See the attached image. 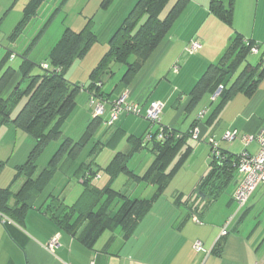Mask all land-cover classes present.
Returning a JSON list of instances; mask_svg holds the SVG:
<instances>
[{
  "label": "crops",
  "instance_id": "obj_1",
  "mask_svg": "<svg viewBox=\"0 0 264 264\" xmlns=\"http://www.w3.org/2000/svg\"><path fill=\"white\" fill-rule=\"evenodd\" d=\"M30 1L0 0V36L5 35L9 43L17 45L19 37L26 32L31 33V41L22 44L23 52L20 54H26L29 60L30 54L36 51L41 38L47 33L48 26L59 15H63L65 18L63 23H66L62 34L67 29L79 32L89 25L97 37V42L99 38L105 41L110 40L133 4L137 2V0H113L106 8H102L104 0H44L36 14L25 26L17 30ZM209 6L210 0H185L183 8L164 39L125 89L120 87L119 83L122 76L113 84L111 83L114 73L104 75L105 78L101 77L103 92L108 103L105 104L102 115L95 120L100 123L94 127L91 140L101 126L105 130L97 136L96 142L84 158L80 159L81 154L91 140L77 153L73 161H61L47 187L35 199L33 206L26 210L21 225L3 224L0 217V264H264V186H259L247 203L239 207L232 199L240 181V175L235 172L225 187L218 190L213 201H211L213 191L209 190L205 191L206 196L199 194L198 197H194L197 185L210 168L211 148L208 144L210 138L217 142L222 152L228 155L239 157L245 153L256 152V143L246 145L243 140L256 135L264 128V73L258 79L256 89L251 96L245 95L244 91H238L217 112L215 108L220 99L217 96L213 100V95L209 93L202 95L190 107L192 89L205 71L221 60L235 36L242 37L244 43L255 44L258 52L246 57L236 72L227 79V86L235 82L246 65L255 68L264 58V0H233L230 24L213 14ZM48 14L47 19L43 21L42 18ZM68 14H71L73 21L66 22ZM99 15H104L103 37H99L101 35L95 32L96 18ZM5 24L6 31L2 28ZM14 33L17 35L12 38ZM192 41L198 42L200 48L195 53L189 54L187 46ZM96 43L81 60L92 53ZM54 45L55 43L45 47L46 58ZM261 46L263 50L260 53ZM7 53L10 57L3 68L11 66L10 62L15 58L13 52L7 50L4 53L0 50V61ZM251 56H260L256 64L248 62ZM46 58L44 62L47 61ZM81 91L88 94L85 89ZM124 93L128 103L136 104L141 108L142 115L151 102L161 104L160 123L167 130L176 133L186 132L195 120H199L200 123L195 128L197 139L193 140L191 137L186 141L181 152L188 149V156L160 196L137 223L131 235L124 238L122 229L116 227L104 231L96 239L93 247L89 248L79 240L84 225L75 234L69 233L49 217L45 207L50 197L56 196L63 200L62 191L71 181L80 184L82 188L81 190L79 188L76 200L66 205L72 206L78 202L83 192L82 182L78 180L81 174L78 170L82 164L96 173L91 184L97 188L104 187L108 182V175L103 171L100 173L102 167H99L97 158L105 148L113 153L106 166L115 154H128L133 150L130 160L126 163L128 171L133 175L141 176L149 168L154 155L151 152L150 141L144 140V136L150 131L144 117L121 114L111 126L106 123L111 111L110 102ZM89 110L91 116L85 117L89 121L88 126L94 119L92 109ZM201 112H204V116L198 119ZM2 127L11 129L9 125L0 128ZM151 131L154 132L153 129ZM226 133L234 134L233 140L230 142L223 140ZM129 139H141V141L137 145H132ZM136 149L139 150L135 152ZM146 149L151 157L142 173L128 168L131 159ZM6 162L8 161H3L4 164ZM37 162L38 174L43 168L38 171ZM71 168H74L73 179L67 177ZM59 174L66 179V182L61 185L57 194L52 191L47 192L54 179H56L55 183L60 181L56 178ZM121 176L126 177L123 186L119 189L115 188L114 185ZM22 183L23 181L21 185ZM4 188L7 186L0 187V189ZM112 189L128 198L139 200L150 199L156 190L152 185L136 183L126 173L117 176L112 183ZM176 197L181 199V205L175 203ZM187 199L189 201L185 203ZM220 199H224L223 203L216 208ZM119 203V201L113 203L110 207L111 212L116 211ZM227 222V234L221 236ZM53 239H56V245L49 249L48 246ZM197 242L201 243L203 252L195 251L194 246ZM217 245H219L218 253L214 252Z\"/></svg>",
  "mask_w": 264,
  "mask_h": 264
},
{
  "label": "trees",
  "instance_id": "obj_2",
  "mask_svg": "<svg viewBox=\"0 0 264 264\" xmlns=\"http://www.w3.org/2000/svg\"><path fill=\"white\" fill-rule=\"evenodd\" d=\"M43 1H30L17 30L25 26L27 21L36 14ZM112 1L104 0L101 7L106 8ZM170 1L137 0L111 36L108 49L91 71L89 85L86 88L69 83L65 79V72L76 61L81 60L97 42V37L89 25L79 32L65 30L51 48L46 58L47 61L39 65L27 59V55L24 54L21 55L22 60L17 69L12 66L3 68L10 57L9 53L2 58L0 61V127L12 125L17 130L31 135L35 140L26 161L16 167L11 184L7 188L0 189V217L3 224L21 225L26 210L33 206L35 199L47 187L61 161H73L77 153L91 140L94 127L100 123V121H95L98 118L93 119L77 141L64 138L48 165L37 174L36 159L50 141L61 138V125L75 107L76 95L81 90L85 89L89 98L93 95L107 101L101 77L106 74L113 75L112 66L116 64L125 67L119 82L120 87L125 89L132 82L139 69L164 39L185 4V0H177L162 17ZM232 2L233 0H210L209 8L213 14L230 24ZM16 35L14 33L12 38ZM253 46L256 45L250 42L244 43L242 37L235 36L221 60L216 65H211L192 89L190 107L205 93L215 94L220 86L222 90L218 95L220 100L215 112L238 91H244L245 95L251 96L256 89L258 79L264 73L263 58L255 68L246 65L235 82L229 86H227V79L245 61ZM21 102L23 104L16 111ZM15 111L16 114L12 117ZM199 123V120H195L186 132L176 133V131L163 128L166 136L164 140L157 141L152 138L150 143L154 159L141 176L133 175L126 166L133 150L128 154H115L112 161L102 169L108 175V182L102 188L91 184L96 173L82 164L78 170L81 173L78 180L82 182L83 192L78 202L68 206L58 197H50L45 211L58 226L69 233L75 234L84 225L79 234V240L89 248L93 247L96 239L104 231L113 230L116 227H120L124 238H128L188 156L189 150L181 152V149L191 138L192 132ZM140 141L141 139H129L132 145H137ZM209 146L211 148L210 144ZM138 150L136 149L135 152ZM180 152L181 155L178 156ZM175 159L177 160L173 162ZM237 163L238 157L228 155L220 149L219 155L215 156L210 149V168L197 185L194 197H198L199 194L205 195V191L209 190L213 191L211 198L213 201L218 190L225 187L235 172L238 173ZM3 165L4 163L0 162V171ZM120 173L130 175L136 183L154 186L156 188L154 195L150 199L139 200L128 198L123 193L113 190L112 183ZM20 179L23 183L14 193L12 186ZM117 201L120 202L119 206L115 212H111L110 207ZM180 201L179 197L175 198L176 204L181 205ZM187 201L189 199L185 203ZM218 251L219 245L214 249V252L218 253Z\"/></svg>",
  "mask_w": 264,
  "mask_h": 264
},
{
  "label": "rangeland",
  "instance_id": "obj_3",
  "mask_svg": "<svg viewBox=\"0 0 264 264\" xmlns=\"http://www.w3.org/2000/svg\"><path fill=\"white\" fill-rule=\"evenodd\" d=\"M174 2L175 0L170 1V3L166 6L165 10L163 11L162 17L168 12V10L171 8ZM45 16H44L45 19L42 18L43 21L47 19L49 14L46 17ZM103 18H104V15H99L96 18L95 26L97 30H95V32L98 35H101L99 37H103L104 35L102 34L104 32V29H103L104 27L102 26ZM64 19L65 18L63 17V15H59L58 17L54 18V20L48 26L47 33H45V36L41 38V41L37 45L36 51L30 54L29 56L30 60L34 61L36 65H39V63H44V60L46 58L45 47L49 44L51 45L53 43H56V41H58V39L61 37L63 27L66 25V23H63ZM70 21H73V18L71 14H68L66 22H70ZM5 27H6V24L4 27H2L4 31L7 30V28ZM31 35H32L31 33H27V32L24 33L21 37H19L17 41V45H14V43H9V40L8 38L5 37V35L0 36V50H3L4 53L5 51L8 50L15 54L14 60H11L10 62L11 66H14L16 68L19 66L21 62L20 54L23 52L22 44L29 43L32 39ZM108 40L104 41L103 38L101 39L99 38V41L96 43V46L94 47L95 49L94 50L92 49L91 51L92 53H90L83 60L73 64L65 72V79L71 84L87 86L89 83L88 78H89L91 71L98 64L102 56L107 51L106 45H107ZM262 50H263V46H261L260 48V53L262 52ZM0 57H1V54H0ZM258 58H260V56H254V57L251 56L248 59V62L256 64L257 61L259 60ZM112 68L114 69L113 70L114 75H113V80L111 84L117 82L118 79L123 75V72L125 71V67L122 65H118V64L113 65ZM103 78H105V76H103ZM106 80L107 79H105V81ZM111 86L112 85H110V88ZM88 99H89V96L84 91H80L76 95L75 108H73L71 113L68 115V117L64 120L63 124L61 125L62 137L58 140L50 141L44 147V150L41 152V154L36 159V161H38L37 162L38 171L41 170V168H44L49 163V160L52 159L53 154L58 149L61 141L64 140V138L71 137L73 140L77 141L87 130L86 127L88 126L89 121L85 117L86 115L88 117L91 116V112H89L90 110L88 108ZM22 104L23 102H21V104L18 106L16 111L21 107ZM16 111L13 112L12 117L16 114ZM9 127H11V129H8V127L0 128V159L2 162L8 161L6 162V164L3 165L0 171V187H6V186L8 187V185H10V182L12 181L15 175L16 166H18V164L21 165L22 162L26 161L28 153L30 152V149H32L35 143L34 137H32L31 135H28L20 130H16V128L12 125H9ZM156 128L157 127L154 126L151 129L155 131ZM104 130L105 128L101 126L96 136L91 140V142L87 145V147L81 154L80 159L84 158L87 155L88 151L93 147V144L96 142L97 136L100 135V133ZM112 155L113 153L111 152L110 149H107V148L103 149L101 152V155L97 158L98 159L97 163L99 167H102L103 169L106 166L105 164H107L110 161ZM150 157H151L150 152L147 149L143 150L141 154H136V156L133 159H131V161L129 162L128 168L134 169V171H136L137 173H142L144 168L148 166ZM73 171H74V168H71L67 174V177H71V179H73L72 178ZM100 173H102V170L100 171ZM56 178H59L60 181L58 183H55L56 179H54L53 183H51V185L49 186L50 188L48 189L47 192L52 191L54 194H57L62 187L61 185L66 182V179L62 178L60 174L57 175ZM121 178L117 181V183H115L114 185L115 188L119 189L123 186L122 184L124 183V180L126 179V177L121 176ZM22 181L23 180L21 179L18 183H16L12 187L13 192L18 189ZM79 188L81 190L82 188L81 185L76 183L75 181H71L70 183H68V185L66 186V189L62 191V194H61L62 195L61 197L63 198V201L65 202V204L70 205L73 203L74 200H76L75 197L77 196V192L79 191ZM148 188H151V187H148ZM223 200L224 199L219 200V203L216 206V208H218L220 204L223 203ZM263 218H264V215H263Z\"/></svg>",
  "mask_w": 264,
  "mask_h": 264
},
{
  "label": "built area",
  "instance_id": "obj_4",
  "mask_svg": "<svg viewBox=\"0 0 264 264\" xmlns=\"http://www.w3.org/2000/svg\"><path fill=\"white\" fill-rule=\"evenodd\" d=\"M200 48V45L196 41H192L187 46V52L189 54L195 53ZM258 47L253 46L250 49V54H257ZM264 64V58H263ZM45 68V65H43ZM222 86L218 88V90L213 94L212 99L214 100L218 94L221 92ZM107 101L103 99L97 98L95 96H90L88 101L89 108L92 109V117L99 118L104 110V105ZM162 112V105L157 102H151L146 108L144 114L142 115L141 108L136 104H131L126 101V93L121 94L114 102L111 103V111L109 119L107 120V125L111 126L113 122L119 117L121 114L125 115H133V116H143L149 125V129L156 126V130L152 132L151 130L144 136V140L150 141L152 138H155L157 141H162L165 139L164 129L160 123V116ZM204 116V112L199 114V118ZM155 134V135H154ZM192 139H197V130L195 129L192 132ZM235 137L234 134L226 133L223 136V140L230 142ZM243 142L248 145L250 143L257 144V150L253 154H242L238 157L237 163V171L240 175V181L234 191L233 201L239 206L243 207L253 192L259 187L264 186V128L259 130V132L248 138H244ZM208 143L211 145L212 154L215 156L219 155L218 144L213 139H209ZM228 222L223 227L221 232V236H225L227 234ZM56 245V239L51 240L49 244V249H52ZM196 252H203V248L201 243L197 242L194 246ZM258 264V263H255Z\"/></svg>",
  "mask_w": 264,
  "mask_h": 264
}]
</instances>
